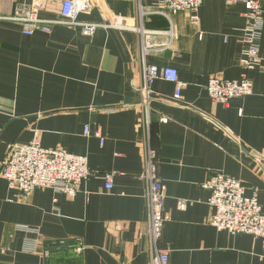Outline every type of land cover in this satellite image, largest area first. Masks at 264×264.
<instances>
[{"label": "crops", "instance_id": "obj_1", "mask_svg": "<svg viewBox=\"0 0 264 264\" xmlns=\"http://www.w3.org/2000/svg\"><path fill=\"white\" fill-rule=\"evenodd\" d=\"M62 1L48 0L40 17L58 18ZM90 1L79 20L108 25L93 36L67 26L28 36L9 18L39 0H0V172L9 144H28L37 131L45 149L86 157L92 173L73 197L38 189L26 199L0 176V264H150L140 37L112 26L118 19L139 26L137 0ZM245 13L243 3L204 0L197 23L188 12L141 23L173 30L171 48L147 62L176 69L185 84L182 102L164 80L149 99L150 145L166 194L160 245L170 264H264L262 240L210 225L211 192L203 187L216 173L234 177L264 212V72L241 66ZM215 77H247L254 93L215 104L206 90ZM111 173L108 191L103 175Z\"/></svg>", "mask_w": 264, "mask_h": 264}, {"label": "built area", "instance_id": "obj_2", "mask_svg": "<svg viewBox=\"0 0 264 264\" xmlns=\"http://www.w3.org/2000/svg\"><path fill=\"white\" fill-rule=\"evenodd\" d=\"M137 0L139 26H130L126 20H114L112 26L119 30H131L139 35L141 49L142 83L137 89L142 97V122L148 133L144 154L145 168L141 176L148 184L147 200L149 210V241L151 243L150 264H170V251L161 247L166 223V194L160 177L158 153L150 145L151 109L149 99L152 86L157 80H164L176 85L172 99L182 102L185 84L180 81L178 71L174 68H158L147 62L148 56L164 52L171 48L175 38L171 29L165 33L146 30L141 23L150 15H160L170 20L171 15L181 12L191 14L197 23L199 10L204 0ZM229 3H243L246 7L247 25L241 30L244 50L241 66L246 71L260 70L264 72V58L260 56V40L264 27V0H226ZM48 0L23 6L15 11L9 19L22 26L23 34L33 35L36 32L52 33L55 26H67L78 29L82 34L93 36L105 24L85 23L79 20L82 12L92 8L90 0H63L59 17L43 19L39 12ZM209 98L215 104L228 106L233 99L246 98L254 93V83L245 77L241 81L223 78H211L206 86ZM167 123L166 118L161 119ZM85 134L89 135L88 127ZM97 137L101 138L98 134ZM92 175L88 160L84 156L69 154L60 149H45L39 139V133L28 144H9L6 157L2 162L0 176L5 179L11 190L26 199L38 189H51L68 196H75L82 183ZM115 173L103 175L105 188H114ZM203 187L211 192L209 204L214 209L210 225L218 231L231 235L246 234L262 240L264 244V212L256 195L246 196L242 183L223 173L212 175ZM187 202H180L179 207L185 209ZM28 251L37 252L35 244H28ZM81 250V249H79Z\"/></svg>", "mask_w": 264, "mask_h": 264}]
</instances>
